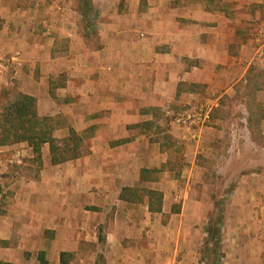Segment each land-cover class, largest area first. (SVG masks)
Here are the masks:
<instances>
[{"label":"crops","instance_id":"0c3cea01","mask_svg":"<svg viewBox=\"0 0 264 264\" xmlns=\"http://www.w3.org/2000/svg\"><path fill=\"white\" fill-rule=\"evenodd\" d=\"M147 2L146 10L140 0L133 6L131 21L146 24L142 34L116 35L119 42L135 43L106 48L101 59L85 64L60 47L57 33L51 37L47 27L43 37L35 33L36 18L26 15L23 1L0 0V59L23 52L20 64L0 72V90L34 97L39 116L50 122L55 147L67 138L70 149H77L80 142L70 138L83 136L86 153L55 162L53 144L45 143L38 162L43 164L36 163L33 172L37 154L31 145H0V264H159L169 257L166 251L173 260L178 253L186 258L179 264H195L200 254L193 250L201 252L214 212L211 199L201 206L206 190L197 186L214 191V181L195 175L210 168L197 157L212 151L205 143L212 132L208 125L194 130V121L183 127L189 174L182 207L173 212L179 198L177 179L171 177L176 166L169 156L148 155L151 149L160 152V144L151 143L154 134L142 128L158 120L160 104L220 106L230 96L235 103L261 106L259 116L247 112L246 122L250 149L264 152V144L254 139H264V82H256L255 75L264 79V67L253 70L255 61L264 62L255 35L264 28V0ZM255 87L257 96H250ZM196 115L208 123V114ZM232 151L237 160L213 166L235 171L223 227L229 264H264V158L240 160V150ZM164 167L172 170L169 178L144 175ZM133 170L135 176L128 175ZM144 185L149 191L139 196ZM159 197L163 203L155 202ZM164 216L167 227L161 228ZM163 239L169 246L162 241L161 246Z\"/></svg>","mask_w":264,"mask_h":264},{"label":"rangeland","instance_id":"374dc122","mask_svg":"<svg viewBox=\"0 0 264 264\" xmlns=\"http://www.w3.org/2000/svg\"><path fill=\"white\" fill-rule=\"evenodd\" d=\"M20 1H23L26 6V15L31 14L34 16V18H36L35 20L37 23L33 24L32 28L35 29V33L38 36L43 37L45 33V27H47L46 29L51 31V37H54L55 33L59 35L60 47L63 50L70 49L75 54L77 53V55H80L81 57L79 58V60H81L85 64L86 62L90 63L91 61L95 62L97 61V59H101L102 55H99V52L103 51L106 48H119V46L123 44L132 46L135 42H130L132 44H130L129 42H127L126 44V42L124 41L119 42L116 39V35L127 33L131 34L135 38L142 34L143 27L146 26V24H143L142 22L134 23V21H131L135 20L134 17L136 11L133 10V6L137 5L139 3V0ZM147 1L148 0H140V5L144 7L143 10H146L147 6H145V4L148 3ZM82 2L84 5L89 3L93 7V13L89 17L82 16L81 10H79V7L82 6ZM130 14L134 19H130ZM42 18H46V21L48 20V25H40L38 23ZM56 23L58 25L57 32L55 27ZM256 32L258 35V31H255V35ZM68 34H71L72 36L70 37V35L68 36ZM258 40V45L264 48V40L260 39L259 36ZM49 44V42H41V45L44 47H48ZM33 49L38 50L39 46H35ZM22 54L23 52L21 51V49L14 52V55H20L21 59ZM14 55L11 54L9 55V57ZM112 55L113 56L110 57H114L116 59L118 58L117 55ZM9 57L7 56L3 58L6 59ZM260 60H264V57ZM253 66V70H257L258 68L264 67V62L255 61V65ZM255 75L258 78L256 82H260V80L261 82H264V79L261 78L262 74H260L259 76L258 73H256ZM62 83L59 82L57 84L62 85ZM257 90L259 91L257 87L253 88L252 91L249 92V95L256 97ZM7 92H9L11 98L13 99H17L19 97V94H22L17 91L15 92V90L13 92L12 90L5 88L0 90V96L2 97L4 93L7 94ZM236 100L232 99L229 96L227 98V101H224L220 106L214 105L215 102H212L209 105L208 103H194L192 105H189L187 103H176L173 106H162L160 104L158 111L155 112L154 117L158 120L146 121L142 125V128L146 130L147 133L154 134V137L151 138L150 142L153 144H160V152L155 149H151L149 150L148 155L155 156L157 155V153H159V155L162 157V160H168L169 156V159H172V164H175L176 166V169L173 170L174 173H171V177L177 179V192L179 194V198H177V201L172 206L173 212H178L182 207L184 198L180 199V194H182L183 190H185L186 188L185 179L189 174V170L186 167L187 153H185L186 149H184L186 148V143H189V139L182 138V135L185 132L183 127L189 125L192 121H194L193 129L196 131L202 129L203 125L205 127L208 125V127L211 129L212 133L209 134L207 140H205V143H207L210 148L213 147V149L212 151H210V153H208L209 155L207 156V158H205L206 156L199 158L200 155L197 157V160H201L202 164H208L210 168L196 170L195 175H198L203 179H206L207 181H214V191L212 190L211 186L204 187V185H197L201 192H203V190H206L205 195L201 194V197L203 199L201 206L206 207L207 200L211 199V201H214V212L209 218V224L207 226L208 229L206 230V235L203 238L201 252H199V250H193L196 255L200 254V257H197L198 261L196 260L195 264H229L230 260V250L225 247V233H223V227L225 226L224 212L227 205L226 195L231 191L232 182L230 178L232 177L233 173L235 174V171L230 167L220 169L213 168V166L216 165V162L218 161L226 165L228 163L231 164L233 160H237L235 159L237 154H234L232 151L235 149H239L241 152L240 160H262L264 158V152H255V150L250 149V147L253 146V142H251L248 137L246 122L247 112H259L260 114V109H262V107L252 106L250 104H244L241 102L235 103ZM189 110H192L190 111L192 113L194 112L191 115L192 119L190 121L184 120V122L186 121L185 123L183 121L181 123H178V119L183 120L187 118ZM196 114H208V123H202V121L200 120L202 119L201 116ZM193 115H195V117ZM52 125L54 126L55 123H52ZM90 133L91 131L89 132V134ZM89 134L87 135L88 137H86L88 144L90 143ZM254 139L259 143V145L264 144L263 137L255 136ZM65 140H67V138L59 141V146L56 147V155L59 158L62 157L71 160L76 156L82 157L86 155V153H84L81 149V146L85 141V137L75 136L74 139L70 138L71 142H80L77 149L72 150L68 145L70 143L65 142ZM168 151H171V153H168ZM39 159L40 157L36 156V159L34 161L36 168H32L33 172H36L35 170H38L36 163L43 164L38 163ZM168 171L171 172L172 170L170 168L167 169L164 167V169L154 171L152 173L150 171H144V175H146L147 178L157 177L158 180H162L169 178L170 175ZM132 174L135 176V170L128 172V175L133 176ZM2 186L3 185H0V189L2 188ZM144 186H146V188H142ZM144 186H142L141 189H138V192L140 191L139 196H143L148 193L149 190L147 187L149 186ZM137 187L140 188L139 186ZM135 189L136 187H134L133 189L129 188L127 190V193ZM162 201L163 199L161 200L159 197L155 202L160 204L163 203ZM141 203L143 204V202ZM196 210L199 211L198 209ZM159 219L160 227H167L166 225L168 218L166 219V217L164 216ZM195 220L198 221L199 219L195 218ZM162 230L163 229H161V232ZM167 237L169 238V235ZM159 241L165 242L169 246V242H167L166 239ZM166 253L169 255V257L166 258L163 263L159 264H179L181 261L186 259H183L181 256H179L178 253L176 260H173L171 253H169L168 251H166ZM183 264L186 263L183 262Z\"/></svg>","mask_w":264,"mask_h":264},{"label":"trees","instance_id":"16d2710c","mask_svg":"<svg viewBox=\"0 0 264 264\" xmlns=\"http://www.w3.org/2000/svg\"><path fill=\"white\" fill-rule=\"evenodd\" d=\"M79 10L85 17H89L93 13V7L89 3L84 5L82 2ZM4 95L0 96V145L27 142L34 148L39 157L41 147L45 143H52V151L56 150L52 127L47 118L39 116L36 99L24 94H19L17 99H13L9 92L4 93ZM53 154L55 162L68 160L67 158H59L56 153ZM153 195L156 193L154 192Z\"/></svg>","mask_w":264,"mask_h":264},{"label":"built area","instance_id":"2783aa9c","mask_svg":"<svg viewBox=\"0 0 264 264\" xmlns=\"http://www.w3.org/2000/svg\"><path fill=\"white\" fill-rule=\"evenodd\" d=\"M258 35H259V37L262 40H264V29L259 30ZM21 62L22 61H21L20 55H14V56H11V57L6 58V59L5 58H1L0 59V72H2L3 69L11 67V66H13L15 64H20ZM191 119H192L191 114H187V118L186 119H183V120L178 119L177 122L181 123L182 121L184 122V120L190 121Z\"/></svg>","mask_w":264,"mask_h":264}]
</instances>
